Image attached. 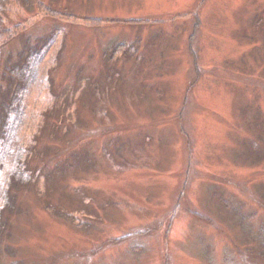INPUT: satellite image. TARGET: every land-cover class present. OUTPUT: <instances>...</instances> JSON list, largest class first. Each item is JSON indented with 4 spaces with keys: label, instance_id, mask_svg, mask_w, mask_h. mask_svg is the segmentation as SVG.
<instances>
[{
    "label": "rangeland",
    "instance_id": "1",
    "mask_svg": "<svg viewBox=\"0 0 264 264\" xmlns=\"http://www.w3.org/2000/svg\"><path fill=\"white\" fill-rule=\"evenodd\" d=\"M1 16L0 84L19 50L50 47L0 264H264V0H10ZM132 45L143 64L118 57Z\"/></svg>",
    "mask_w": 264,
    "mask_h": 264
},
{
    "label": "trees",
    "instance_id": "2",
    "mask_svg": "<svg viewBox=\"0 0 264 264\" xmlns=\"http://www.w3.org/2000/svg\"><path fill=\"white\" fill-rule=\"evenodd\" d=\"M9 1L0 0V38L4 36L7 29L8 34H11L9 28L4 27L1 16V11ZM260 25L264 28V24L260 23ZM48 47H50V41L45 38L37 49L28 47L27 51L19 50L14 62L6 63L5 65L4 76L6 85L0 84V235L3 233L6 223L3 215L4 209L10 205L14 206V197L10 192L12 186L27 183L33 176L27 159L30 150L33 151L34 148L31 146L29 149V146L25 144L21 129L27 118L26 111L29 92L36 80L41 56ZM140 50L137 45L122 47V52L118 57L122 60H136L139 64H143L145 55ZM115 52L117 50H114L113 54ZM192 53L195 54L193 50ZM111 58L112 56H109V59ZM140 73L144 74V70H140L138 74ZM116 74L117 72L114 69L109 68L105 76L109 77V75ZM137 79L139 81V78ZM137 86L145 87L146 85L145 83H139ZM87 87L91 86L87 85ZM257 123L258 120L256 121V125H258ZM257 135L256 139L250 140L251 146L256 152L258 151V154H264V125L260 130V134ZM250 143L248 140L249 145ZM50 173L45 171L43 175L49 178ZM262 233L264 234V228Z\"/></svg>",
    "mask_w": 264,
    "mask_h": 264
}]
</instances>
